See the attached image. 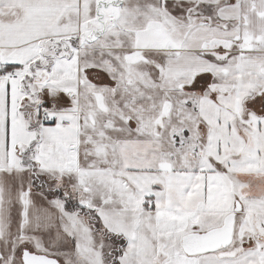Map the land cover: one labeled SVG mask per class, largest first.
Wrapping results in <instances>:
<instances>
[{"label": "snow or ice", "instance_id": "snow-or-ice-1", "mask_svg": "<svg viewBox=\"0 0 264 264\" xmlns=\"http://www.w3.org/2000/svg\"><path fill=\"white\" fill-rule=\"evenodd\" d=\"M0 264H264V0H0Z\"/></svg>", "mask_w": 264, "mask_h": 264}]
</instances>
